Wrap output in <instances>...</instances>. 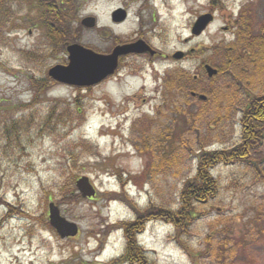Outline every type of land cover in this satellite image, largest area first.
<instances>
[{
	"label": "rangeland",
	"instance_id": "rangeland-1",
	"mask_svg": "<svg viewBox=\"0 0 264 264\" xmlns=\"http://www.w3.org/2000/svg\"><path fill=\"white\" fill-rule=\"evenodd\" d=\"M30 1H16L13 15L0 25V109L11 111L13 120L31 122L18 140H6L0 132V264H115L128 246L124 224L138 216L133 208L143 212L156 203L177 207L184 183L193 180L198 169L199 134L184 127L180 117L171 124L169 134L178 138L172 150L187 155L176 170L151 178L144 173L150 160L136 148L133 136L142 130L157 132L159 122H171L173 112L162 103L170 94L164 89V77L172 75L175 66L203 78L204 63L223 67L227 59L217 48L235 39L237 21L249 17L247 12L252 13L253 33L261 35L264 0H77L72 32L80 28L74 37L86 48L107 52L116 41L148 34L163 54H189L181 64L159 62L156 71L138 62L144 69L134 70L135 77L133 72L124 73L127 77L120 81L112 79L84 91L50 88L47 73L65 54L50 59L44 51L48 42L34 22ZM245 8L250 10L242 15ZM118 9L128 12L127 21L120 25L111 20ZM208 10L216 13V22L200 37L193 36L196 18ZM87 17L97 19L95 28L81 25ZM228 26L231 32L224 31ZM250 92L245 95L242 91L237 101L244 104L261 91ZM168 97L172 107L178 101L186 102L183 96ZM220 106L195 100L190 111L209 110L212 120ZM68 109L70 116L66 115ZM184 110L189 111L185 106ZM230 115L238 119L234 113ZM150 119H157L158 124ZM240 125L224 120L210 132L206 121L202 132L217 138L208 149L221 150L229 140L230 144L240 143ZM182 141L195 151L183 150ZM83 176L97 190L93 199L83 198L76 187ZM213 176L220 184V193L198 207L190 234L177 240L175 228L164 221L146 224L140 241L148 264H194L182 242L192 254L198 252V264H219L207 246L209 236L213 250L224 249L225 242L231 244L235 264H264V183H258L256 171L243 164L219 166ZM125 187L131 192L129 199ZM68 188H73L72 194ZM52 202L63 217L77 224L76 237L62 239L51 227L48 205Z\"/></svg>",
	"mask_w": 264,
	"mask_h": 264
},
{
	"label": "trees",
	"instance_id": "trees-1",
	"mask_svg": "<svg viewBox=\"0 0 264 264\" xmlns=\"http://www.w3.org/2000/svg\"><path fill=\"white\" fill-rule=\"evenodd\" d=\"M16 1L24 4L29 0H0V25H2L3 21H7L11 18ZM31 1L28 5L30 10H32V15L36 18L34 22H36V26L43 30L49 42H52L50 41L52 39L53 45L55 44L57 47H62L66 43H77L78 40L74 36L76 33L80 32V28L76 32H72L73 26L77 22V0ZM242 20L244 22L238 31V39H240V41L244 40V42L249 38L257 39V36L253 35L252 37L250 35L251 32L253 33L252 23L245 26L246 21L244 19ZM244 42H239V44H243ZM117 43L118 41L115 42V44ZM262 43L261 61H226L227 63L225 62L223 67L218 68L219 74L215 76L214 79L210 80L211 83L209 86H204L201 83L195 86L196 92L208 97V101L205 103L206 105L210 103H221V106L218 107L217 116L212 120L209 118V110H201L197 114L190 111L192 101L190 98L186 99V97H188L186 88L193 86V78L190 77V74L186 71H181L183 82L182 94H184L181 96L185 98L186 102L180 104L178 101L175 103V106L172 107V103L168 96L174 94L178 97V94L175 92V89L166 88L165 91L170 94H168L166 98L165 96L163 97L162 103L163 107L173 112V115L169 117L171 122L166 124L159 122L158 124L157 119H153L154 121L150 119L151 123H156L161 128L154 133H148L143 130L138 131V135L136 137L135 135L133 136L134 141H137L135 145L136 148L140 153H145L150 160L144 171L145 175L151 178L161 172H171L176 170L177 166L179 167L182 159L187 155V153L180 154L181 152L172 150L173 143L178 140V138H176V135L174 137L173 133L171 136L169 134L172 131L170 130L172 129L171 124H173V122H178L181 117L184 127L188 126V128L195 130V132L199 134V138L196 141L198 145L196 148L198 169L194 179L184 183L180 192L179 205L177 207L170 208L156 203L146 208L143 212L142 210L140 211L137 208H133L138 216L135 221L124 224L128 246L124 256L119 261L117 260L115 264L127 262L131 264L149 263L145 258L144 251L139 248L136 243V236L138 233L143 232L146 224L151 221H164L172 225L175 228L177 240H180L182 236L190 234L191 228L195 222V216L199 213L198 207L214 200L220 193V184L213 176V171L217 167L240 164L246 165L250 167V169L256 171V178L260 181L258 183H264V151H262L264 146V41H262ZM44 51H46V53L48 52L47 49ZM34 55L33 53L32 57H34ZM41 56L42 60L46 59L45 55ZM250 72L256 77L253 80V76H251L252 74ZM173 77L174 75L171 76V78ZM167 80H170V78ZM249 81L250 83H248ZM39 88L42 89L41 84ZM259 89L262 91L260 92L261 94L255 95L254 97L251 96L244 104L237 101V95L240 97L242 91L245 92V95H251L250 91L253 90L257 93ZM75 103L77 105L79 101L75 100ZM223 104H225L224 107ZM184 106L189 111L184 110ZM55 107L51 109L54 110ZM69 111L70 109H68L66 113L67 116L72 114ZM223 111L227 113L225 116L222 113ZM240 111H242L240 113V122L243 125L241 142L237 144L232 142V144H230L229 140L221 150H209L208 147L213 145V142L217 141V138L211 135H205L202 132L204 123L207 121V129L211 132L214 130L213 126H220L224 120L234 121V116L230 114H235ZM11 115V111L7 108L0 109V132L6 140H18L19 137H21V133L26 132L28 127H30L31 122L26 119L22 120L21 118L13 120ZM7 117L9 119L8 121ZM164 125L166 126L163 129ZM219 142L223 144V141L220 140ZM181 143L183 145V150L189 149L191 152L195 151V149H190L186 142L182 141ZM70 191L73 192V188L69 189V192ZM113 193L116 192H108V195ZM125 195L128 198V195ZM211 238L212 236L207 238V246L211 250V257L212 255L214 256L215 262L219 264H235L234 253L229 251L231 244L225 242L223 244L224 246H222L224 249L219 251L217 249L213 250ZM182 245H184L183 247L191 256V259L194 260L193 263L198 264V252L197 254H192L184 242H182Z\"/></svg>",
	"mask_w": 264,
	"mask_h": 264
},
{
	"label": "water",
	"instance_id": "water-1",
	"mask_svg": "<svg viewBox=\"0 0 264 264\" xmlns=\"http://www.w3.org/2000/svg\"><path fill=\"white\" fill-rule=\"evenodd\" d=\"M126 14L118 10L113 15L115 22L125 20ZM212 15L201 16L192 29V35L200 36L213 21ZM82 25L86 28H94L96 19L88 17L83 19ZM69 62L67 65H56L48 72V76L55 81L72 86V87H93L103 82L108 77L115 74L119 66V59L122 56L130 54H145L154 51L144 41H138L133 44L117 46L111 54L102 55L88 49L80 44H72L67 48ZM184 57L183 52L174 55V59L180 60ZM207 74L210 78L218 75V70L210 65L206 66ZM195 96V94H193ZM202 101L206 100L205 96H199ZM76 186L83 198H94L96 190L91 184L88 177H82L76 182ZM49 222L57 231L61 238L75 237L79 228L77 224L68 221L61 215L60 209L54 204H49Z\"/></svg>",
	"mask_w": 264,
	"mask_h": 264
},
{
	"label": "flooded vegetation",
	"instance_id": "flooded-vegetation-1",
	"mask_svg": "<svg viewBox=\"0 0 264 264\" xmlns=\"http://www.w3.org/2000/svg\"><path fill=\"white\" fill-rule=\"evenodd\" d=\"M125 13H126V19L125 20H123L121 22H114V20L112 19V16H111L112 22L115 23L116 25H120L122 23H125L127 21V18H128V12L126 11ZM210 13H212V15H214V17H215L214 22H216L217 16L213 10H208V11L204 12L202 15L210 14ZM152 20H153V18H152ZM239 22H241V21L240 20L237 21V23H239ZM154 24H156V23H154ZM229 24H230V26H233L234 22L229 20ZM246 24H247V26L249 25L248 22ZM143 25L144 24H141V26H143ZM224 31L225 32H231L232 28L228 26V27L224 28ZM250 35L252 37H253V35L257 36V39L249 38V39H246L245 42H244V40L240 41V39H238V34L235 33V39H233V41L225 42V43L219 45L225 49L227 48V52L224 49H219V47L217 46L218 52H220L221 55H223V57H225L224 53H226L227 57H228V59H230V61H233V60L234 61L238 60V61H242V62L243 61H246V62H248V61H250V62L261 61L262 60L261 53H262V47H263L262 41H264V30H262L261 35H256L252 32L250 33ZM139 40H143L146 43H148L152 47V49L155 50L154 54H151L150 52H148L146 54H141V55H128V56L120 57L119 66H118L116 74L112 77L107 78L105 81H103L98 86H102L104 84H107V83L111 82L112 79L120 81L121 78L127 77L124 75V73H128V72H133L132 73L133 77H135L136 73L134 70L137 69V71H143V69H144V66L137 65L138 62H144L145 65L147 64L148 66L153 67L154 70L156 71V65L159 62L171 61L172 63H175V64L176 63L181 64L182 62L186 61L189 58V54L186 53L182 60H180L179 62L174 61L173 56H172L173 54H171V56L163 54L158 48H156L151 43V37L148 34H139V35L136 34L135 38L133 37L129 41L126 40L123 42H118L115 46H113V48L116 46L124 45V44H131V43H134V42L139 41ZM50 41L53 42L52 39ZM52 42L48 41V46H47L49 58L53 59V58H55V56L57 54H65V57L63 58V60H61L57 65H67L68 59L66 61V57L68 56V52H67V44L68 43L64 44L62 47H57V46H55V44L53 45ZM239 42H244V43L239 44ZM113 48L107 52H100V53L110 54L112 52ZM173 70H174V74H175L174 77L173 78L169 77L170 80H167V82L164 79L163 86L165 88L175 89V92L178 94L179 99H182L181 95H184V94H182V89H183V82H182V78H181L182 68L178 67V69H177L175 66V67L171 68V71H173ZM191 77H193V80H192L193 86L186 88V94L190 95L192 98H193V96H192L193 93H196V91H195L196 85L201 83L204 86H209L211 83L210 80H212V79H209L208 77L201 78L198 74H191ZM48 83H49L51 88H67V89H71V90L77 89V88H72V87L66 86L64 84L58 83L57 81H55L54 79H51V78H48ZM93 88H95V87H93ZM93 88H88L87 90H91ZM143 89H145V86ZM79 90L84 91L86 89H79ZM141 93H142V91H141ZM143 101L146 102L147 99H143Z\"/></svg>",
	"mask_w": 264,
	"mask_h": 264
}]
</instances>
